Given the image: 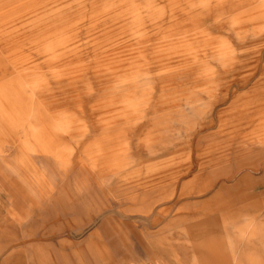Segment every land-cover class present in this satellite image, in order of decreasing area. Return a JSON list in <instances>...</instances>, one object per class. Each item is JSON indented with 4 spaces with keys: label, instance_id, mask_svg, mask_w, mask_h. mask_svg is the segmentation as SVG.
Returning a JSON list of instances; mask_svg holds the SVG:
<instances>
[{
    "label": "rangeland",
    "instance_id": "rangeland-1",
    "mask_svg": "<svg viewBox=\"0 0 264 264\" xmlns=\"http://www.w3.org/2000/svg\"><path fill=\"white\" fill-rule=\"evenodd\" d=\"M0 264H264V3L0 0Z\"/></svg>",
    "mask_w": 264,
    "mask_h": 264
},
{
    "label": "bare ground",
    "instance_id": "bare-ground-1",
    "mask_svg": "<svg viewBox=\"0 0 264 264\" xmlns=\"http://www.w3.org/2000/svg\"><path fill=\"white\" fill-rule=\"evenodd\" d=\"M251 2L253 3V2H257V3H264V0H251Z\"/></svg>",
    "mask_w": 264,
    "mask_h": 264
}]
</instances>
